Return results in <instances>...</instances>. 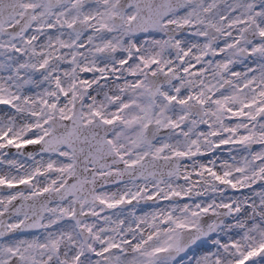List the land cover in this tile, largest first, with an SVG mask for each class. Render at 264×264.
I'll list each match as a JSON object with an SVG mask.
<instances>
[{
    "label": "snow or ice",
    "instance_id": "obj_1",
    "mask_svg": "<svg viewBox=\"0 0 264 264\" xmlns=\"http://www.w3.org/2000/svg\"><path fill=\"white\" fill-rule=\"evenodd\" d=\"M0 264H264V0H0Z\"/></svg>",
    "mask_w": 264,
    "mask_h": 264
}]
</instances>
